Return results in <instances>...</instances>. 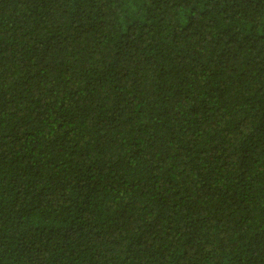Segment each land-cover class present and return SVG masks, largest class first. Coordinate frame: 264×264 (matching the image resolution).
I'll list each match as a JSON object with an SVG mask.
<instances>
[{"label": "trees", "instance_id": "obj_1", "mask_svg": "<svg viewBox=\"0 0 264 264\" xmlns=\"http://www.w3.org/2000/svg\"><path fill=\"white\" fill-rule=\"evenodd\" d=\"M0 264H264V0H0Z\"/></svg>", "mask_w": 264, "mask_h": 264}]
</instances>
